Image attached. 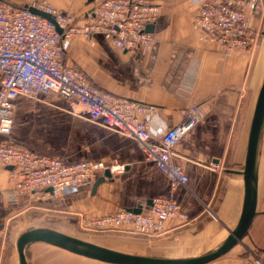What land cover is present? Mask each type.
<instances>
[{"label": "crops", "instance_id": "crops-1", "mask_svg": "<svg viewBox=\"0 0 264 264\" xmlns=\"http://www.w3.org/2000/svg\"><path fill=\"white\" fill-rule=\"evenodd\" d=\"M38 1L79 18L102 0H0L14 7ZM148 1L158 6L155 23L148 27L153 37L148 51L133 55L95 34L71 39L65 62L103 91L152 106L142 118L155 138L196 115L194 126L171 154L187 183L172 187L135 139L92 119L84 105L55 93L19 95L10 132L0 135V144L21 143L65 165L94 161L123 166L124 171L94 190L101 174L91 185L67 188L57 198L20 195L11 203L7 193L15 179L0 163V264H19L17 239L35 228L82 236L79 239L123 253L178 259L216 248L236 227L244 200L249 128L264 76V0L262 11L250 19L261 35L251 55L223 53L202 39L196 22L199 0ZM263 136L264 128L255 216L241 242L208 264H264ZM156 197L173 199L187 222L168 220L162 235L152 239L124 231L92 234L81 226ZM25 256L28 264H105L42 242L29 244Z\"/></svg>", "mask_w": 264, "mask_h": 264}, {"label": "built area", "instance_id": "built-area-1", "mask_svg": "<svg viewBox=\"0 0 264 264\" xmlns=\"http://www.w3.org/2000/svg\"><path fill=\"white\" fill-rule=\"evenodd\" d=\"M31 7L50 14L60 28L32 13L26 7L0 2V135L10 132L14 100L17 96L35 97L55 93L84 105L92 119L135 139L146 160L156 164L171 186L185 185L187 177L171 160L172 149L196 122L193 115L183 124L155 138L142 116L153 107L103 91L80 69L65 62L69 41L90 39L102 34L122 51L140 55L148 51L153 37L148 27L156 20L158 6L148 0H102L76 18L45 4ZM262 11L261 0H199L197 27L202 39L223 53L251 55L260 33L250 19ZM0 163L11 169L15 179L7 193L13 203L20 195L61 196L67 188L91 185L94 177L108 170L111 175L123 166L102 162L65 165L57 159L38 154L21 143L0 144ZM140 212L123 209L84 222L92 230L124 231L153 238L163 233L171 219L187 222L186 215L170 197H156Z\"/></svg>", "mask_w": 264, "mask_h": 264}, {"label": "water", "instance_id": "water-1", "mask_svg": "<svg viewBox=\"0 0 264 264\" xmlns=\"http://www.w3.org/2000/svg\"><path fill=\"white\" fill-rule=\"evenodd\" d=\"M32 13L48 20L55 25L58 33L60 28L55 24L53 17L43 11L37 10L31 6H26ZM264 128V76L262 84L258 91L254 111L249 128L248 142L244 168L242 171L244 181V200L242 212L236 227L229 231L227 237L214 249L191 258H159L150 256H141L115 251L100 245L72 237L55 230L46 228H35L22 233L16 242V249L19 258V264H28L25 256L26 247L34 242H42L62 249L74 255H78L87 259L99 261L105 264H208L219 257L226 254L236 244L241 242L242 238L247 234L253 217L255 216L256 197H257V162L260 151V143ZM112 178L108 170L97 178L93 184L95 187L104 182L106 179ZM151 204V200L146 202V206ZM135 213H139L140 205L132 209Z\"/></svg>", "mask_w": 264, "mask_h": 264}, {"label": "rangeland", "instance_id": "rangeland-1", "mask_svg": "<svg viewBox=\"0 0 264 264\" xmlns=\"http://www.w3.org/2000/svg\"><path fill=\"white\" fill-rule=\"evenodd\" d=\"M35 4H45L44 2H42V1H38V2H36ZM45 5H47V4H45ZM262 160L264 159V136H263V140H262ZM264 161V160H263ZM263 163V162H262ZM110 215H112V214H110ZM97 218V217H96ZM81 226H83V228H85V229H87L88 231H90V233H92V234H101V233H105V232H111V231H106V230H92V229H90V228H87V227H85L84 226V222H82L81 223ZM82 231L83 232H81V234H85L84 232V229H82ZM113 232V231H112ZM87 234H88V232H87ZM127 234H129V233H127ZM162 235V233L161 234H158V235H156L155 237H159V236H161ZM79 236V235H78ZM155 237H153V238H155ZM79 238H85V237H82V236H80ZM146 238H148V237H146ZM149 239V238H148ZM150 239H152V238H150ZM162 255V254H161ZM159 258H162V257H159Z\"/></svg>", "mask_w": 264, "mask_h": 264}, {"label": "trees", "instance_id": "trees-1", "mask_svg": "<svg viewBox=\"0 0 264 264\" xmlns=\"http://www.w3.org/2000/svg\"><path fill=\"white\" fill-rule=\"evenodd\" d=\"M260 37H261V35H260ZM260 39V38H259Z\"/></svg>", "mask_w": 264, "mask_h": 264}]
</instances>
